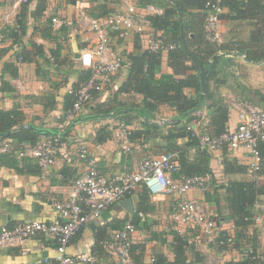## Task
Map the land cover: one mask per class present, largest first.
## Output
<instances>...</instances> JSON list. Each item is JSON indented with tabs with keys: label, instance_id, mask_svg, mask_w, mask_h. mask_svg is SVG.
Masks as SVG:
<instances>
[{
	"label": "crops",
	"instance_id": "1",
	"mask_svg": "<svg viewBox=\"0 0 264 264\" xmlns=\"http://www.w3.org/2000/svg\"><path fill=\"white\" fill-rule=\"evenodd\" d=\"M158 1L165 0H28L16 6L12 0H0V26L3 28L12 27L16 23L21 9L23 11V32L17 38H13L7 32V35L0 40V109L17 108L22 113L25 123H32L41 130L47 128L56 130L64 111L68 109L66 106L68 95L74 94L80 83L82 71H87L80 66L79 57L76 58L75 54L92 44L94 39L91 31L80 29L79 14L81 12L98 14L102 3H105L106 8L111 12L125 2L144 6L151 3L158 5ZM223 13H227L225 7ZM54 16L65 20L67 24L58 26L52 23L51 18ZM219 27L223 36L222 43L236 38L246 39L252 28L246 20L222 18H220ZM146 28L154 31L160 44L166 48L161 53L160 63L156 67V76L172 73V69L168 65L167 54V47L171 43L169 34L152 28L150 24H147ZM203 31L201 23L200 32L203 33ZM112 44L116 54L123 58L124 67L109 77L102 91L93 95L92 100L70 127L68 134L54 146L58 158L55 166H51L47 172H43L32 157L19 156L17 152L23 145L19 148L13 142L11 143V152L0 153V227L10 226L16 220L51 221L58 218L53 207L54 201L63 197L67 192L71 177L82 174L86 167L85 161L79 156L81 145L88 148L95 158L99 172L104 177H109L121 170L136 171L139 161L144 156L168 150V141L161 137H150L149 132L146 137L138 136L130 140L133 144L132 151L125 153L122 150L121 136L123 129L131 131L146 128V120L149 121L148 123H152L151 120L156 118L179 120L177 113L168 104L158 105L154 115L146 117V119L144 116L135 117L134 111L123 113L122 116L119 114L107 116L100 120L80 117L91 112L87 107L100 101L110 100L113 96L128 106H134L141 102L142 95L140 94L117 92L129 73V55L137 51V45L140 47V51H143L145 41L140 38L138 33L130 32L123 38L112 35ZM241 55L242 53L233 54L230 52L221 55L223 61L218 68H222V72L210 79L209 82L210 88L224 97L228 106L227 129H233L237 125L239 101L247 100L264 107V100L257 95L258 92L264 95V59L259 62H251ZM188 64L190 66V63ZM7 65L17 68L15 77H10L11 71ZM2 74H4V80H8L12 86V91L2 90ZM216 79L222 80L218 88L214 85ZM125 114L131 118L128 123L122 120L127 116ZM198 114H204L205 120L199 119ZM199 120L205 121L207 127L209 126L210 110L206 106L193 112L185 121L187 125L197 129ZM180 122L184 124L183 119ZM170 123L157 124L159 128L157 133L166 134L172 125ZM102 127L107 128L110 136L99 142L97 131ZM50 135L40 133L38 141L48 138ZM4 139L0 138V141ZM181 142L183 140L178 141V143ZM201 149V147L190 148L189 157L197 156ZM172 152L176 153L177 157V152ZM206 152L209 156L208 162L213 182L217 185L220 198L219 224L224 233H235L233 222L225 219L227 212L223 187L226 185L228 176L222 172V160L224 152L235 157L239 163L244 165L251 158L246 147H240L233 151L217 149L206 150ZM245 175L251 178L247 173ZM233 177H240V174L233 175ZM257 178L264 181V166ZM144 191L147 194L142 197V208H139L141 206L140 193ZM189 196L201 201L209 212L218 214L217 206L214 203L216 195L213 189L201 192L193 188L190 190ZM177 200L176 194L152 195L145 187L139 186L133 196L122 198L103 210L99 217L90 220L70 239L67 252L69 254L89 253L104 264H116L100 248L97 235H104L115 229V226L118 227L123 222L131 221L135 217L137 218V231L132 244L131 264H152L157 254H162L168 261H173L175 258L174 238L176 234H180L173 229L171 220V213L174 211ZM263 200L264 194L259 196L257 201ZM130 208L132 211L129 210ZM244 234L245 237L241 241L242 247L233 250L225 249L216 241H208L192 229L180 235L184 236L183 238L186 240V258L190 264H228L230 261L245 259L250 244L255 245L259 254L264 256L263 233L250 224ZM55 252V239L45 234H39L22 244L1 247L0 264H36L41 257H51L55 255ZM196 252L202 258L198 262L195 261Z\"/></svg>",
	"mask_w": 264,
	"mask_h": 264
},
{
	"label": "built area",
	"instance_id": "2",
	"mask_svg": "<svg viewBox=\"0 0 264 264\" xmlns=\"http://www.w3.org/2000/svg\"><path fill=\"white\" fill-rule=\"evenodd\" d=\"M14 5H20L28 0H12ZM204 38L207 42L220 44L223 36L219 27L220 15L224 7L220 0H208L204 4ZM162 13L159 6L135 3H122L121 6L103 16L93 17L85 12L79 14L78 24L81 30L87 29L93 33V42L80 50V66L88 71V77L74 91L72 105L64 111L62 120L57 125V132L48 138L30 145L24 144L17 152L19 156L32 157L43 172L58 162L54 146L62 138V132L85 109L95 93L104 89L109 77L124 67L123 58L116 54L112 35L123 38L130 32H136L145 41V50L163 52L166 48L160 44L154 31L147 29L149 24L147 14ZM52 23L60 26L67 22L56 16ZM18 34L19 25L15 24ZM0 26V40L5 34ZM172 46H168L170 48ZM230 53L238 54L237 51ZM217 54L224 52L218 50ZM245 58V55H241ZM238 122L235 128L226 129L219 136L211 135L204 114H198L199 128L187 125L198 136L202 149L213 151L226 149L233 151L246 147L251 160L246 164L247 174L257 178L262 168V160L257 150V141L264 140V108L247 100L238 102ZM174 120V119H173ZM172 119L156 118L152 123L162 125ZM129 131L123 129L122 150L132 151L133 144L128 137ZM11 139L0 141V153L11 152ZM79 156L85 161L86 167L82 174L73 175L69 181L67 192L53 203L58 218L51 221L39 219L16 220L12 225L0 227V248L3 246L22 244L25 241L45 234L56 241V252L53 256H43L36 264H104L96 256L85 253L69 254L67 245L70 239L78 233L90 220L99 217L103 210L117 203L122 198L131 197L139 186L145 187L152 195L176 194L177 202L171 213L172 227L182 234L189 229L198 232L208 241H216L225 249L236 248L234 233H224L216 213L209 212L204 204L189 196L193 188L201 192L211 189L209 174H176L179 164L174 152L148 154L141 158L136 171L121 170L109 177L99 172L95 158L87 147L81 145ZM252 226L258 228L264 235V200L256 201ZM136 226L130 221L123 222L118 228L110 230L100 241L102 250L116 264H131V247L134 242ZM264 262V256H261Z\"/></svg>",
	"mask_w": 264,
	"mask_h": 264
},
{
	"label": "trees",
	"instance_id": "3",
	"mask_svg": "<svg viewBox=\"0 0 264 264\" xmlns=\"http://www.w3.org/2000/svg\"><path fill=\"white\" fill-rule=\"evenodd\" d=\"M207 1L165 0L158 1V5L153 3V5L162 9V13L149 14L147 15V20L152 28L160 29L163 33L169 34L170 46L172 47L168 48L167 54L168 65L171 67L172 73H163L157 77L156 67L160 63L161 52L145 49L140 51V47L137 45V51L129 55L128 76L121 87H119L117 93L134 92L140 94L142 95L141 102L134 106H128L118 101L116 96H113L110 100L100 101L93 106L87 107L91 112L80 117L82 119L100 120L107 116L117 114L122 116L123 113L134 111L136 113L135 117L144 116L146 119V117L154 115L158 105L162 103L168 104L177 113L179 120H173L170 123L172 125L166 134L157 133L159 130L158 125L148 123L149 121L147 122L146 120V128L129 131V139L132 140L138 136L146 137L150 132V137H161L169 142L166 152H177L179 164L177 175L209 174L211 176V189L215 191L216 195L214 203L217 206L218 217L221 214L220 198L218 197V188L216 183L213 182L212 171L209 167V156L205 149H201L197 156L189 157V149L199 148L200 145L198 136L193 134L192 130L187 129L185 120L193 112L206 106L210 110L208 132L211 135L219 136L227 129L228 106L224 97L219 93H215L210 88L209 83L210 79L215 78L218 73L222 72V68H218V66L223 61V56L217 54V51L222 50L225 54L234 50L244 54L245 58L251 62H259L264 59V0H220L221 5L227 9V13L221 14L220 18L246 20L252 27L248 38H236L220 45L207 42L204 38V31L203 33L200 32V24L202 23L203 25L204 23V4ZM99 8L100 12L98 14H88L93 17H100L110 12L106 8L105 3H102ZM22 12L21 9L15 23L19 25L21 32H23ZM14 25L8 29L2 28L5 36L7 32L13 38H17L21 34H18ZM188 63H190V66ZM7 68L11 71L10 77L17 75L15 66L7 65ZM88 74V71H82L79 82H83L88 77ZM203 74L204 83L202 84L201 78ZM215 82L214 85L218 88L222 80L216 79ZM1 88L2 90H13L8 80H4V74L1 75ZM257 95L264 100L263 94L258 92ZM73 100L74 94L71 93L66 100L67 108L72 105ZM77 117L62 132V137L68 134ZM181 119L184 120V124H181ZM122 120L128 123L131 118L127 115ZM56 132L57 129L47 128L41 130L32 123H25L22 113L17 108L0 109V138H10L11 143L13 142L19 148L25 143L30 145L37 143L40 133L53 135ZM97 133L99 142L110 136V132L106 127L100 128ZM179 140H183V142L178 143ZM256 147L263 167L264 140H258ZM221 149L223 151L227 150L225 146ZM222 172L225 176H228L226 185L223 187V198L227 212L225 219L231 220L235 226L234 238L236 249H239L242 247L241 241L245 237V229L252 224V218L255 214L254 205L259 196L264 194V181L258 178H248L245 175L247 166L239 163L235 157L227 155L226 152H224L222 160ZM236 174H240V177H233ZM146 194V191L140 193L141 206L139 208H142V197ZM130 222L136 226L137 218L133 217ZM118 227L115 226L114 228ZM106 235L107 233L97 235L99 246L100 241ZM183 237L180 234L175 235V246L173 248L175 258L173 261H168L164 255L157 254L152 264H190L186 258V240ZM220 246L225 248L223 245ZM197 254L196 252L195 261L198 262L202 258ZM245 255L246 258L242 261H230L228 264H263L262 255L259 254L255 245L250 244Z\"/></svg>",
	"mask_w": 264,
	"mask_h": 264
},
{
	"label": "water",
	"instance_id": "4",
	"mask_svg": "<svg viewBox=\"0 0 264 264\" xmlns=\"http://www.w3.org/2000/svg\"><path fill=\"white\" fill-rule=\"evenodd\" d=\"M75 57L78 58V57H79V53H76V54H75ZM202 73H203V72H202ZM201 81H202V84H203V83H204V74L202 75ZM75 121H76V120H74L73 123H75ZM129 210L132 211L131 208H130Z\"/></svg>",
	"mask_w": 264,
	"mask_h": 264
}]
</instances>
